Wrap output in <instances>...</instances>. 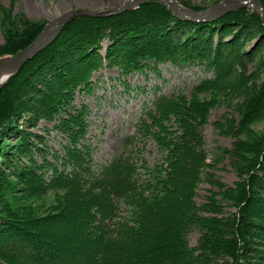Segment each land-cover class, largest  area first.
<instances>
[{
    "label": "trees",
    "instance_id": "trees-1",
    "mask_svg": "<svg viewBox=\"0 0 264 264\" xmlns=\"http://www.w3.org/2000/svg\"><path fill=\"white\" fill-rule=\"evenodd\" d=\"M178 1L197 10L209 5ZM1 9L0 58L28 47L48 23L11 18ZM168 60L177 66L202 64L212 75L194 85L191 97L185 90L158 95L143 110L135 132L121 138L115 156L99 164L87 137L85 105H72L77 90L92 93L93 75L104 67L130 73ZM210 92L235 95L227 100L230 123H238L237 132L244 135L224 149L238 172L234 185L205 172L212 164L203 127L214 99L200 95ZM25 112L34 114L27 119L31 127L42 116L60 115L57 126L70 138L64 156L40 149L41 162L33 157L17 167L10 160L5 134H15L12 149L19 155L31 154L39 139L20 129ZM256 120L264 121V21L253 9L197 22L150 1L109 17L81 16L68 23L0 92V161L29 184L31 193L61 189L67 194L41 216L32 206L0 211V264H264V129L247 133ZM150 140L163 152L153 167L141 150ZM8 175L0 167V182ZM204 175L212 187L199 204ZM43 223L61 229L42 230ZM194 230L200 236L193 246Z\"/></svg>",
    "mask_w": 264,
    "mask_h": 264
},
{
    "label": "rangeland",
    "instance_id": "rangeland-1",
    "mask_svg": "<svg viewBox=\"0 0 264 264\" xmlns=\"http://www.w3.org/2000/svg\"><path fill=\"white\" fill-rule=\"evenodd\" d=\"M126 0H0V45L4 42L2 30V7L10 11L11 18L23 17L34 22L43 24L49 22L62 13L75 8H90L94 10L114 9L121 6ZM217 1V0H216ZM197 5L203 3L211 5L212 1L192 0ZM185 6L183 3H181ZM207 5V6H209ZM187 7V6H185ZM190 8V7H187ZM203 9V8H202ZM197 10V9H195ZM108 42L104 43L107 46ZM152 68L144 71L124 72L122 69L104 67L95 72L92 78L93 92L87 93L77 90L73 100V106L87 111L88 133L87 137L93 145L94 158L99 163H108L117 153L121 138L136 130V123L141 117L143 110L153 106L155 98L162 94H169L176 90H185L188 97L190 91L200 80L212 75L206 71L199 63H186L181 66L173 64L171 61L152 63ZM252 69V68H251ZM80 88V87H79ZM235 95H226L221 92H210L200 95V97L214 99V106L210 111L208 122L203 127L205 140V152L207 162L212 164L206 166L205 172L211 173L228 185H234L238 180V172L232 163L233 158L226 154L224 149H232L234 142L243 134H238L239 124L232 125V108L227 100ZM31 112H25L19 119L20 129L32 131L39 135L35 140V147L31 154H21L18 150L13 151V145L17 143L14 133L4 137L9 152L10 160L17 163V167L28 165L29 161L35 157L42 161L44 158L40 149H43L48 156L60 152L64 156V147L69 144V135L60 130L57 126L59 114L54 119L42 116L36 119L37 124L31 127L27 119ZM34 118V114L31 116ZM264 129V121L256 120L248 126L247 133H261ZM17 134V133H16ZM34 139V138H33ZM40 140V142H39ZM38 142V143H37ZM39 145V147H37ZM20 149V148H18ZM143 156L149 165L161 162L162 150L155 141L150 140L144 146L141 145ZM13 154V156H11ZM34 155V156H33ZM0 167L8 171L9 175L0 182V211L8 207L20 210L26 206L36 208L35 213L39 216L46 213L48 209L55 208L67 197L61 189L50 190L47 193L34 194L27 190L30 187L27 182L18 181L12 174L9 164L4 165L0 161ZM204 175L203 181L198 188L196 201L201 204L205 201L212 183ZM27 186V187H26ZM228 211H235L234 207H227ZM122 215H127L128 208L122 207ZM44 224V223H43ZM43 227V228H42ZM42 230L47 228L57 229L61 227L57 224L48 223L42 225ZM199 230H194L189 238L191 245L198 243Z\"/></svg>",
    "mask_w": 264,
    "mask_h": 264
},
{
    "label": "water",
    "instance_id": "water-1",
    "mask_svg": "<svg viewBox=\"0 0 264 264\" xmlns=\"http://www.w3.org/2000/svg\"><path fill=\"white\" fill-rule=\"evenodd\" d=\"M150 1H160L167 5L178 18L184 20L212 22L229 12L248 8L253 9L264 21V4L260 0H217L201 10L187 8L178 0H126L117 8L105 10L76 8L62 13L48 22L37 39L25 49L14 55L0 58V92L14 74L18 73L29 60L45 50L59 36L68 23L81 16L109 17L127 10H133L140 4Z\"/></svg>",
    "mask_w": 264,
    "mask_h": 264
},
{
    "label": "bare ground",
    "instance_id": "bare-ground-1",
    "mask_svg": "<svg viewBox=\"0 0 264 264\" xmlns=\"http://www.w3.org/2000/svg\"><path fill=\"white\" fill-rule=\"evenodd\" d=\"M142 4H143V3H142ZM140 5H141V4H140ZM140 5H139V6H140ZM139 6H138V7H139ZM136 8H137V7H136ZM136 8H135V9H136ZM205 8H206V7H205ZM75 9H76V8H75ZM54 19H55V18H54ZM49 22H50V21H49ZM62 31H63V30H62ZM62 31H61V32H62ZM10 55H14V54H10Z\"/></svg>",
    "mask_w": 264,
    "mask_h": 264
}]
</instances>
